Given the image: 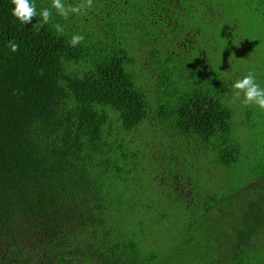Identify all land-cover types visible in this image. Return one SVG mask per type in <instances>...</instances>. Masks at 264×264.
<instances>
[{"label":"trees","instance_id":"obj_1","mask_svg":"<svg viewBox=\"0 0 264 264\" xmlns=\"http://www.w3.org/2000/svg\"><path fill=\"white\" fill-rule=\"evenodd\" d=\"M33 2L52 12L39 31L0 0V264H184L177 239L206 264L263 257L264 111L233 84L262 55L264 0H93L68 19Z\"/></svg>","mask_w":264,"mask_h":264},{"label":"clouds","instance_id":"obj_2","mask_svg":"<svg viewBox=\"0 0 264 264\" xmlns=\"http://www.w3.org/2000/svg\"><path fill=\"white\" fill-rule=\"evenodd\" d=\"M15 6L12 9V15L16 17L22 24H33V18H40V23L33 24V27L37 31L40 30L43 25L48 24L52 19V12L49 8H43L37 10L33 0H11ZM51 7L54 8L59 16L64 19H68L70 14H79L85 9L93 7V0H82L78 5H66L65 0H51ZM55 29L59 33H63V27L57 23L54 25ZM85 36L81 34H75L70 40V46L75 47L84 41ZM11 51L17 52L19 50V44L14 41H9L7 45ZM43 75V70L40 72ZM235 91V98H239L243 95L242 103L244 105L255 104L259 108L264 109V88L260 86L256 81V77L253 71L249 70L242 78L237 79L233 84Z\"/></svg>","mask_w":264,"mask_h":264},{"label":"rangeland","instance_id":"obj_3","mask_svg":"<svg viewBox=\"0 0 264 264\" xmlns=\"http://www.w3.org/2000/svg\"><path fill=\"white\" fill-rule=\"evenodd\" d=\"M261 52H262V55H260L259 57H257V55H254L255 59L250 63L248 70H252V71H254V73H256L255 77H256L257 83H259L260 86L262 88H264L263 84L261 83L262 81H258L259 74L261 73L260 76L264 75V65H263L264 59L263 60L261 59L262 57H264V48L261 50ZM262 110L264 111V109H262ZM256 116H258V115H252L251 117H256ZM238 138H240V140L242 141V144H244V146H246V147L250 146L249 145V142L246 141L247 139L249 141L250 136H248V135L245 136V135L239 134ZM149 194H150V192H149ZM149 194L148 193H144L142 190H140L136 194V197L137 198H141V199H138V202H137L139 206L141 205V203H144L146 205L152 204L151 198L148 199V200H145V198L148 197L146 195H149ZM180 204L181 203L178 202V201H172V202H170L169 205H167V206L164 205V206H162L160 208L158 206L157 207H155L154 205L153 206L157 210H159V213H167L168 211H173V209H178V205H180ZM154 207H152V210L155 211V208ZM170 217L171 218H169V219H166V218L162 219V222H160V223L161 224L164 223L166 226H169L170 225V227L175 226V221L173 220V218L174 219H176V218L173 217V216H170ZM153 227L156 229L157 228V224L156 225H153ZM175 231H177V230H175ZM197 233L198 232H195V235ZM161 234H162V232H161ZM228 234L230 235V233H228ZM223 242H224V246H225L226 244H228L229 242H231V238L230 237H227L226 239L223 240ZM174 245L175 246H179V247L183 245L184 248H186L188 246L181 239L175 240L172 243V246H174ZM184 248L182 250V254H183L182 255V260H183V263L184 264H206V262L200 260L197 257V248L194 250L193 254L191 252H189V251L184 250ZM172 251L174 252V253L171 254V256L173 258L175 256V251L176 250L174 249ZM202 257H204V256H202ZM165 264H179V259L178 258L170 259L169 260V263H165ZM250 264H264V256L261 257V258H259V260H251L250 261Z\"/></svg>","mask_w":264,"mask_h":264}]
</instances>
